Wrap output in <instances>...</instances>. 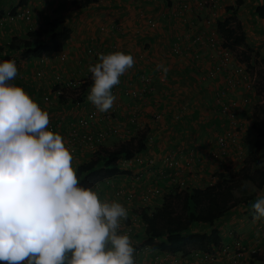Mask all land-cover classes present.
Segmentation results:
<instances>
[{"label": "crops", "instance_id": "obj_1", "mask_svg": "<svg viewBox=\"0 0 264 264\" xmlns=\"http://www.w3.org/2000/svg\"><path fill=\"white\" fill-rule=\"evenodd\" d=\"M18 1L0 0L1 46L12 37L24 36L49 21H59L70 29V38L60 52L49 51L43 57L29 59L7 49L0 53V62L7 55L16 61L18 75L10 83L21 86L48 112L49 125H54V132L63 137L64 143L76 119L88 109L97 108L87 100L86 89L80 101L56 98L54 77L59 75L62 81L90 78L88 68L98 62V53L122 51L133 56L134 66L112 89L116 96L112 109L106 113L97 110L101 116L98 127L118 129L117 134L108 135L103 146L111 148L120 140L148 129L146 149L123 161L124 172L111 178L114 185L116 181L125 190L134 189L136 196L149 185L159 186L161 195L152 201L157 206L163 193L177 186V182H185L182 188H202L224 172L223 165L228 164L237 144L222 161L211 159L209 153L216 146L217 136L229 127L227 119L214 105V96L226 85L225 74L208 77L217 64L219 52L192 41L198 33L213 34L220 41L216 24L232 14L227 7L234 6L236 0H96L81 9L71 0H28L26 5L16 8ZM262 6L264 0H242L237 11L246 42L258 53L260 61H264V17L257 8ZM13 9L29 18L11 19L8 14ZM175 43L180 47L177 53L172 51ZM60 54H64V59L59 58ZM235 58L232 57V68L238 64ZM158 63L169 69L166 76L157 70ZM125 89L137 91L139 96L129 97L122 92ZM227 94L238 99V83ZM46 95L50 100H44ZM156 114L160 117L156 118ZM240 114L242 122L243 113ZM133 116L135 120L131 121ZM110 137L115 140L111 142ZM92 153L84 148L72 154L73 166L90 159ZM169 156L180 161L177 168L167 166L165 161ZM100 183L97 189L100 198L116 200L113 187L105 181ZM259 197H264V186L215 225L222 244H231L238 238L248 249L258 250L259 256H246L242 264H264V217L254 219L252 210V204ZM116 201L124 205L123 201ZM138 202L134 206L127 204L128 216L138 207H152L140 199ZM142 232L135 230V236L130 239L135 249L144 252L145 257L138 254V260L152 264L159 250L142 245Z\"/></svg>", "mask_w": 264, "mask_h": 264}, {"label": "clouds", "instance_id": "obj_2", "mask_svg": "<svg viewBox=\"0 0 264 264\" xmlns=\"http://www.w3.org/2000/svg\"><path fill=\"white\" fill-rule=\"evenodd\" d=\"M134 64L132 55L115 51L98 53V62L89 65L92 83L87 100L99 112L112 109L116 101L112 89ZM157 70L165 76L169 71L163 63ZM17 75L15 59L0 62V262L136 264L130 239L135 229L130 235L121 230L128 210L116 200H102L98 190L81 186L63 137L49 130L48 112L21 86L10 83ZM235 144L236 140L231 147ZM252 210L254 219L264 217V197L255 200ZM248 251L245 256L258 253Z\"/></svg>", "mask_w": 264, "mask_h": 264}, {"label": "trees", "instance_id": "obj_3", "mask_svg": "<svg viewBox=\"0 0 264 264\" xmlns=\"http://www.w3.org/2000/svg\"><path fill=\"white\" fill-rule=\"evenodd\" d=\"M71 1L81 9L96 0ZM27 2L19 0L16 8ZM241 4L242 0H236L234 6L227 7L232 14L217 22L216 33L223 45L234 52L237 60L251 68L254 63L252 57L258 53L246 42L245 32L238 20L237 11ZM15 10H12V14ZM257 11L264 17L263 6ZM58 22L49 21L38 29L29 30L24 36L12 37L8 43L0 45V53L7 49L29 59L43 57L49 51L60 52L70 38V29ZM7 59H10L8 55L2 61ZM261 62L264 63L263 60ZM257 79L264 83V67ZM91 83L92 78L82 84L79 91H74L72 94H76V97L65 94L60 99L80 101L82 93ZM254 121V127L258 133H262L260 129L264 128V118L255 116ZM147 134L146 128L135 136L120 140L111 148L98 147L89 160L77 164L75 168L81 186L91 187L101 180L123 173L120 162L134 158L146 149ZM261 147L262 142L257 140L255 150L242 162L236 178L220 173L213 183L202 188L173 186L163 193L159 205L136 208L134 212L144 224L142 245L172 253H187L191 249L205 252L215 250L221 243L216 223L239 203L245 204L248 196H254L264 186V163L259 155ZM251 165L257 167L251 171ZM240 178L247 182V186H242L238 180Z\"/></svg>", "mask_w": 264, "mask_h": 264}, {"label": "built area", "instance_id": "obj_4", "mask_svg": "<svg viewBox=\"0 0 264 264\" xmlns=\"http://www.w3.org/2000/svg\"><path fill=\"white\" fill-rule=\"evenodd\" d=\"M182 6H184L182 4ZM11 19L17 17H25L29 18L24 12H18L13 14H8ZM153 25V22H152ZM194 44L198 45H206L208 47L214 48V50L218 53L217 64L214 67V70L210 71L209 76H215L219 73L225 74L226 85L222 88H219L218 92L214 96V105L217 108V111L223 115L228 122V128H226L220 135L217 136L215 140V148L212 149L209 153V157L215 161L224 160L229 153L231 145L236 140L235 126L238 124V115L240 114V103H245L246 98L244 97L239 103L238 99L229 97L227 92L229 89H233L236 84L240 80V76L243 74L245 67L241 63L236 64L233 68L232 57L235 58L234 52L229 48L223 45L222 41L218 40L215 35L208 33H198L194 37ZM220 50V51H219ZM172 51L177 53L180 51V47L178 44H174L172 46ZM64 54H60V59H64ZM216 71L215 73H213ZM41 75V72L38 73ZM206 77V76H205ZM87 76L85 79L82 78H71L65 81L61 80L59 75L54 77L53 83V94L56 98L60 99L61 96L67 94L71 90L79 89L82 84L86 82ZM207 78V77H206ZM149 79V78H148ZM148 79H145L148 81ZM90 87L86 90L89 92ZM122 92L132 98H137L139 93L137 91H133L132 89H125ZM44 100L48 101L49 96H44ZM109 115H106L108 118ZM156 118H159V114H156ZM101 119L99 112L95 108L88 109L82 116L78 117L74 123V125L70 128L69 132L66 135V147L69 149L71 154H75L80 149H89L93 152L100 146H102L104 140L108 137L109 134L115 135L118 133V129L116 127L110 128L107 127H98V121ZM135 120V116L131 118V121ZM49 130L54 131V125H49ZM138 160V159H135ZM124 160L120 163L123 164ZM127 161V160H126ZM167 166L173 169L177 168L179 165V160L174 156H169L166 161ZM189 162H187L188 164ZM113 180V179H112ZM111 178L107 179L106 184H110L113 187V196L117 199H120L124 202V206L127 204H132L134 202L136 193L134 189L125 190L119 187L118 185H114V181ZM177 186H183L185 184L184 181L177 182ZM99 182L93 184L91 187L94 190L99 188ZM161 190L159 186L149 185L147 186L141 194H138L141 203H149L153 198L160 196ZM139 217L136 213H131L128 216V220H123V224H121V230L123 232H127V234H132L134 232V224L138 221ZM130 222V223H128ZM217 252V253H216ZM216 252H204L199 250H191L188 254L182 253H159L156 255L152 264H215L216 262H221L222 264H239L241 258L248 253V249L246 246L242 244L240 241H235L233 244H221L216 249ZM253 252V251H251ZM136 254L140 255V257H145L144 252H139L136 249ZM135 254L136 264H145L142 261H139ZM174 254V255H173ZM176 254V255H175ZM3 264V262H0Z\"/></svg>", "mask_w": 264, "mask_h": 264}, {"label": "rangeland", "instance_id": "obj_5", "mask_svg": "<svg viewBox=\"0 0 264 264\" xmlns=\"http://www.w3.org/2000/svg\"><path fill=\"white\" fill-rule=\"evenodd\" d=\"M252 58H253L252 61L254 63L251 68L247 67L243 62L240 61V63L244 65L245 70L243 74L240 76V80L238 82V101L240 103L244 97L246 98V101L245 103H240V105H238L240 107V111L243 113V117H242V122L240 123L239 121L241 120V116L238 117V124L235 126V131L237 132V135H236V144H237L236 146L237 147L234 148V152L232 151L230 153L231 159L228 160V164L223 165L224 172L222 173H225L229 176L231 175V177L233 176L234 178L238 176V172L241 168L242 162L246 160L248 155L255 150V145H256L257 140L262 142V147L259 150V155L264 163V128L260 129L262 133H258V131L255 128L256 124L254 121L255 116L264 118V83L262 80L257 79L259 71L264 66L261 63L258 56L253 55ZM255 60H256V63H255ZM90 78H92V75H90ZM79 90L80 89L69 91L68 92L70 93L69 96L76 97V94L73 95L72 93L74 91H79ZM108 139H110L111 142L115 140V138L112 139L111 137ZM229 163H231V165ZM251 167H252L251 171H253L257 166L251 165ZM238 180L242 184V186H247V182L243 180L241 181V178ZM154 182L155 181H153V183ZM115 184L118 186L120 185L116 181H115ZM236 194L238 193L236 192ZM116 200H119V199H116ZM138 201H139L138 196H135L134 202L129 206H134V204L137 203ZM151 202L152 201H150L149 203L152 204V206H154L153 202L152 203ZM121 224H123V220L121 221ZM134 225L135 226L133 229L135 230H140V228L143 227L141 223L139 222V219ZM133 236L135 235H132L131 237ZM255 255L259 256L258 253H256ZM255 255H252L250 257L254 258ZM215 264H218V263L216 262Z\"/></svg>", "mask_w": 264, "mask_h": 264}]
</instances>
